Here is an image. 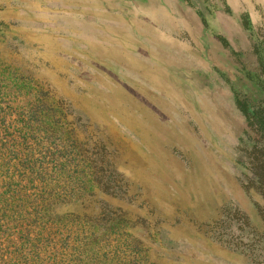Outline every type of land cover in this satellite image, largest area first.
<instances>
[{
	"label": "rangeland",
	"instance_id": "374dc122",
	"mask_svg": "<svg viewBox=\"0 0 264 264\" xmlns=\"http://www.w3.org/2000/svg\"><path fill=\"white\" fill-rule=\"evenodd\" d=\"M0 21L123 212L95 233L102 262L80 264H264V128L247 117L264 109V0H0Z\"/></svg>",
	"mask_w": 264,
	"mask_h": 264
},
{
	"label": "trees",
	"instance_id": "16d2710c",
	"mask_svg": "<svg viewBox=\"0 0 264 264\" xmlns=\"http://www.w3.org/2000/svg\"><path fill=\"white\" fill-rule=\"evenodd\" d=\"M9 39L0 34V264L102 262L95 233L123 229L121 209L99 200L109 192L97 175L103 161L78 157L56 110H44L46 91L11 61ZM247 117L263 130L264 109L251 105ZM63 204L71 209L59 212Z\"/></svg>",
	"mask_w": 264,
	"mask_h": 264
}]
</instances>
